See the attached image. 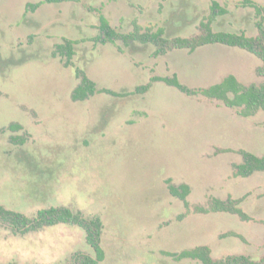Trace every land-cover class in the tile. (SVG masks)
Here are the masks:
<instances>
[{
    "label": "rangeland",
    "instance_id": "374dc122",
    "mask_svg": "<svg viewBox=\"0 0 264 264\" xmlns=\"http://www.w3.org/2000/svg\"><path fill=\"white\" fill-rule=\"evenodd\" d=\"M213 1L228 10L215 31L257 36L255 10L239 6L242 0H0V205L32 217L60 206L101 217L106 259L99 264H200L163 252L202 245L214 259L264 257V173L235 175L240 150L264 155V111L245 118L164 83L122 98H71L80 83L76 68L115 92H132L153 76L177 75L190 88L230 74L246 85L263 82L262 62L239 48L208 45L155 57L151 45L92 40L99 34L93 9L121 33L136 21L189 38L199 34ZM65 38L78 41L71 67L52 57ZM12 124L22 129L10 130ZM168 179L190 186L189 209L171 195ZM229 197L243 199L240 208L253 220L195 212L212 198ZM76 252L95 255L76 226L19 235L0 225V264H67Z\"/></svg>",
    "mask_w": 264,
    "mask_h": 264
},
{
    "label": "trees",
    "instance_id": "16d2710c",
    "mask_svg": "<svg viewBox=\"0 0 264 264\" xmlns=\"http://www.w3.org/2000/svg\"><path fill=\"white\" fill-rule=\"evenodd\" d=\"M67 2L79 3L81 0H43V3L62 4ZM41 3L30 4L29 9L35 11ZM239 6L255 10L257 36H248L245 32L232 33L215 31L214 22L220 16L228 14L227 8L213 1L210 6V14L201 21L199 34L193 37H169L166 29L160 27L156 30L143 28L134 21L133 30L129 33H121L116 30L102 13L100 9H93L99 14V34L92 40L97 44L107 45L122 42L125 46L139 43L151 45L155 48L154 56H164L175 50H188L190 53L208 45H224L244 50L257 57L262 65L257 69L259 76L264 78V6L253 0H242ZM78 41L65 38L62 43L55 46L52 57H60L65 67L74 65L73 59L76 54L75 46ZM76 77L80 80L74 89L71 98L74 102H84L97 94H107L117 98L128 97L136 94H145L150 91L156 83H164L167 86L176 88L181 93L195 97L201 96L209 100H217L229 108L237 109L242 117L250 118L264 111V81L257 84H243L234 75L226 76L221 82L204 88H190L183 84L177 75L174 76H153L149 83L137 86L132 92H115L107 88H99L82 69L76 68ZM10 130H20L21 125L12 124ZM23 144L24 139H14ZM242 163L235 166L237 177L249 178L256 173H264V155L258 156L246 150H240ZM167 185L172 196L184 202L187 209L190 207L188 197L191 188L188 184L175 185L172 180H167ZM243 199L229 197L226 200L212 198L208 206H195V212L201 214L230 213L239 216L244 221L253 220L241 208ZM183 217V216H181ZM59 224L76 226L86 233V241L93 249L94 256L85 252H76L67 261V264H99L106 259V253L102 246L104 224L99 216H85L81 212H75L67 207H51L41 209L36 216H28L24 213L10 210L0 205V225L10 229L14 234L26 235L32 232H39L45 228ZM166 256L176 261L194 260L200 264H264V257L255 260L247 255H228L221 259H214L209 246L202 245L180 252H163ZM16 264V263H9Z\"/></svg>",
    "mask_w": 264,
    "mask_h": 264
}]
</instances>
